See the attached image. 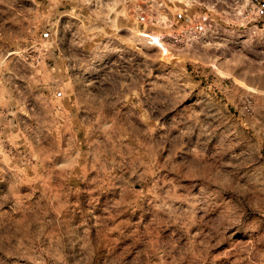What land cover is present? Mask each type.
I'll list each match as a JSON object with an SVG mask.
<instances>
[{"label": "rangeland", "instance_id": "obj_1", "mask_svg": "<svg viewBox=\"0 0 264 264\" xmlns=\"http://www.w3.org/2000/svg\"><path fill=\"white\" fill-rule=\"evenodd\" d=\"M0 264H264V0H0Z\"/></svg>", "mask_w": 264, "mask_h": 264}]
</instances>
